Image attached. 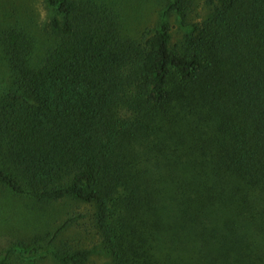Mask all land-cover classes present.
<instances>
[{"label": "trees", "instance_id": "1", "mask_svg": "<svg viewBox=\"0 0 264 264\" xmlns=\"http://www.w3.org/2000/svg\"><path fill=\"white\" fill-rule=\"evenodd\" d=\"M46 2L54 44L36 63L22 24L0 35L17 79L0 106V186L94 206L114 264L264 260V0H206L212 18L182 50L168 19L192 28L194 0H167L139 40L93 1ZM59 233L0 264H88L94 250Z\"/></svg>", "mask_w": 264, "mask_h": 264}, {"label": "rangeland", "instance_id": "2", "mask_svg": "<svg viewBox=\"0 0 264 264\" xmlns=\"http://www.w3.org/2000/svg\"><path fill=\"white\" fill-rule=\"evenodd\" d=\"M84 1H93L105 10L114 12L120 22L122 35L139 40L146 29L154 28L162 20L167 0ZM212 14L213 8L206 4V0H194L188 19L192 28L181 26L176 16L168 19L172 35L171 47L182 50L184 36L194 30L193 26L202 27L212 18ZM51 15L46 0H0V35L6 28L5 23L22 24L28 36H31V43L34 46L31 63H36L49 46L54 44L49 33ZM9 60L0 43V106L3 105L2 100L6 97V92L17 84ZM175 82L176 90L180 87V83L178 80ZM95 214L94 206L74 199L52 204L42 203L33 197L17 196L0 186V253L4 249L19 245L24 240H40V245L47 248L48 240L60 231L57 245L63 241L73 249L94 250L88 264H114L112 257L104 249L96 226ZM67 222L69 225L64 228ZM253 232L254 229H250L249 235ZM34 243L36 241L31 242L32 247H35ZM260 262L264 264V260H246L249 264H260ZM10 264L58 263L51 254H43L31 262L15 256Z\"/></svg>", "mask_w": 264, "mask_h": 264}]
</instances>
